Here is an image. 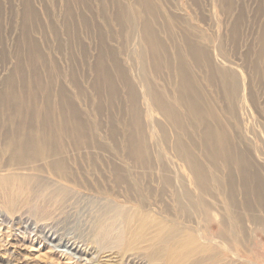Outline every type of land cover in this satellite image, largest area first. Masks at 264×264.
<instances>
[{
	"label": "rangeland",
	"instance_id": "obj_1",
	"mask_svg": "<svg viewBox=\"0 0 264 264\" xmlns=\"http://www.w3.org/2000/svg\"><path fill=\"white\" fill-rule=\"evenodd\" d=\"M151 1L149 13L138 6V0H0V151L4 135L13 128L11 119L15 128L25 127L30 133L50 126L53 121L47 113L50 111L56 118L62 110V98L69 130L71 121L77 118L86 130V139L79 144L85 145L81 150L71 146L72 140H63L69 148L67 177L54 175L43 160L8 172L4 168L8 166L4 163L9 161L8 156L7 161L0 159V178L21 174L47 183L52 189L69 191L65 197L44 196L42 204L33 198L25 204L27 197L23 196L11 211L4 206L6 198L0 195V264H163L149 259V250L144 246L125 253L119 245L103 242L101 232L105 236L111 232L119 235L124 230V217L119 214L117 219L114 216L102 224L101 211L107 205L150 210L161 222L197 232L218 247L214 253L202 255L217 258V264H264V203L249 196H264V0ZM29 7L36 15L34 21L26 18ZM123 14L134 15L135 22L121 20ZM145 24L152 32L160 61L146 48L148 39L138 34ZM141 45L147 53L148 86L174 108H184L177 99L176 71H181L195 87L193 99L217 117V124L211 118L206 124L223 129L225 156L242 159L244 176L235 166L208 160L203 129L193 125L187 115L183 131L166 121L149 99L146 102L141 92L142 65L137 59ZM190 48L206 51L207 60L199 62ZM107 56L111 58L107 60L110 69L116 64L126 79L135 80L141 107L137 122L124 81L115 80L118 98L114 103L107 92L101 94L96 89L99 68ZM33 70L43 82L36 85L39 93L31 103L11 102L7 92L17 90L22 83L31 88ZM237 75L242 80L240 97L233 96L231 90V81ZM241 99L246 104L245 113L235 105ZM229 101L236 107L234 112L229 110ZM243 114L248 117L242 124ZM138 126L144 127L153 150L149 155L151 169L136 167L130 157L129 135ZM164 138L171 142L166 144ZM177 142L217 183L205 199L215 208L220 221L205 223L197 217L190 221L176 210L175 186L172 189L161 182L167 170L174 179L184 177L188 190L196 189L190 183L185 163L175 154L173 143ZM115 167L122 168V175L138 185L116 183ZM34 168L43 170L36 172ZM139 180L145 181L143 188ZM226 194L236 197L233 205ZM227 209L236 210L246 219L242 228L231 227Z\"/></svg>",
	"mask_w": 264,
	"mask_h": 264
},
{
	"label": "bare ground",
	"instance_id": "obj_2",
	"mask_svg": "<svg viewBox=\"0 0 264 264\" xmlns=\"http://www.w3.org/2000/svg\"><path fill=\"white\" fill-rule=\"evenodd\" d=\"M151 2L153 1L138 0V6L144 9L145 12L151 13L152 12V6L150 4ZM225 2L232 3V0H225ZM25 14L28 21H34L36 19V15L31 7L28 8ZM132 17H134V15L123 14V16L120 19L127 20L130 22H135V19ZM138 34H140L139 36L148 39L149 46L146 48L150 49V51L155 53L158 57V60L160 61L161 58L159 56V52L154 46L155 41L152 36V32L149 29V26H147L146 24L143 25V27H141V29L138 31ZM141 46H142L141 51L139 50L140 52L139 53L136 52V53H138L139 58L137 59L138 60L140 59L142 65L140 81L143 84L144 89L141 92L146 102L148 103L149 101V103L152 104L155 109H157L162 113L166 121L170 122L173 126L179 127L183 131L186 129V124L184 123L183 120L185 118V115H187L190 118L193 125L203 129L204 149H206L208 160H210V162L214 164L221 163L226 167L235 166L237 172L241 173L244 176L246 172H244V165L242 159L240 157H238L237 160L230 159L225 156L226 144L224 143L223 140V129L221 127L213 129L210 126L208 127V125L206 124L208 118H211V120H213V122L217 124L218 123L217 117L213 115L212 111L204 109L199 101L193 99L192 96H193V92L195 91V87L190 81H188L185 78V75L181 71L179 70L176 71L177 79L179 80V88H178L179 94L177 96L178 97L177 99H178V103L182 104L184 108L180 107L179 110L178 108H174L172 104L169 103V100H167V98L156 93L152 88L148 86V82H147L148 67H146L145 65V59L147 53L145 50H143L144 46L143 45ZM191 54L196 55L198 57L199 62H205L207 60L206 51H199L198 49H192ZM110 59H111L110 56L105 57L104 61L100 65L99 85L96 89L101 94L103 92H107L109 94V99H111L112 103H114L115 99L118 98V89L115 80L119 79L120 82L124 81L123 85L127 90V95L131 98V100L134 103V117L137 122L141 118L140 117L141 107L139 106L137 100L140 93L138 92L137 89H135L136 87L133 84L135 80L126 79V75L119 70L116 64H113V67L110 69L109 64L107 62V60ZM32 73L35 75V77L30 82L32 84L31 88L28 89L27 84L22 83L17 90L15 88H11L7 92V97L11 102L13 103L17 102L18 104L31 103L34 97L39 93L40 88L36 85L38 84L40 85L43 82L38 76L36 70H33ZM222 77L225 78V75H222ZM136 78L138 79L139 75ZM41 90H46V88L42 87ZM231 90L233 91L232 92L233 96L240 97L242 95V80L238 75L234 76V78L231 81ZM229 103H231L229 105L230 112H234L236 110L235 105L240 106V109L243 110V113L247 111L246 104L242 99L240 100V102H235V105L230 101ZM59 107L63 111H65L66 107L63 102V98ZM182 109H184L185 111L184 114L181 111ZM62 110L58 111L59 113L56 118L55 116L53 117L52 113L49 111L47 113V117L52 118L53 124L50 126L42 127L38 130H34V132L32 133L28 132L27 130L28 128L25 127L15 128L13 126L14 119L10 120V123L13 128H11L10 131H7L6 135H4L5 136L3 140L4 142L1 143L2 151H0V159H3L7 156L9 158V161H7L8 160L7 158H5L8 163L4 161V163L8 165L7 167L6 166L4 167L5 169L8 170V172L13 170H18L19 168L22 169L24 167L23 165L27 163H33L36 161L43 160V162H46V167L53 169L51 170V172L53 171L54 175L61 176L63 178L67 177L68 164H69V160L67 159V153H69L68 152L69 148L68 146H66L63 140L66 138L72 140L71 146H73L76 149L79 148V150H81L85 148V145H79V144L82 141H84V139H86L85 138L86 130L83 128V124L81 123L79 118H77L75 121H71L72 129L69 130L70 127L68 126L69 123L68 119L66 117V114ZM244 117H246L245 114H243L240 119L242 124L243 121L244 122L246 121ZM144 131H145L144 127L138 126L136 130L130 133L129 138L132 143V148L130 150V157L132 156L131 158H133L132 160L134 161L133 164L136 167L138 168L140 167L142 169L143 167L145 168L147 167L146 168L147 170L148 168L149 169L153 168V165L150 164L151 162L149 163V155L153 150L152 151L150 150L149 144L147 142L148 139L145 136ZM163 142H166L167 144L168 142L171 141L169 139L164 138ZM183 147L184 146L181 143L178 142L173 143V149L175 151V154L179 160L185 163L187 168V174L191 178L190 183L192 184L193 188L196 189H193L192 191L188 190L187 187L185 186L188 183V181L186 180L187 183L185 184L186 181L184 180V177L182 179L180 178L174 179L167 174L168 170L166 172L165 169L163 173L166 172L167 175L164 174V178L161 179V182L164 186L172 187V189L175 186L176 190L175 189L173 190V198L177 206L176 210L178 211L179 214L182 215V217L186 216L187 218L190 219V221L191 220L194 221V219L197 217V219H201L205 223L216 220L220 221L221 218H219V216L217 215V211L215 210V208L212 205H210L208 201H206L205 199L211 193L212 190L211 186L217 187L218 185L215 181H213L214 178L206 173L204 166L201 165L199 162L191 159V157L186 153L185 148ZM161 160L163 161V159ZM42 166L45 167V164ZM121 169L119 167L118 168L115 167L113 169L116 183H124V184L129 183L128 185L132 184L133 182H131V180L127 176H123L124 172ZM42 170H43L42 168L35 169L36 172H40ZM143 177H141V180ZM145 177H147L148 179L147 181L149 182L150 177H148V175ZM158 180L160 181V178ZM39 182H40L39 180H32L30 176H25L21 174H9L7 176L4 175V177H1L0 195L6 198L4 206L11 211L12 208L17 206L16 205L17 202L23 196L27 197L26 201H24L25 204H29L28 201H30L31 198L38 200L42 204L45 202V201H41V198L43 200L44 196L52 195L53 196L52 198H54L55 196L62 194V196L65 197L66 194L69 192L65 190V188L60 187V188L52 189V187L49 184L47 183L42 184ZM140 182L142 183L140 184L141 186L145 184V181L143 182L140 181ZM134 183L138 185L137 182L134 181ZM141 188H143V186ZM251 195L252 196L254 195L256 197L255 198L253 196L254 197L252 198L253 201L256 200L257 203H261V202L264 203V196L259 195L257 193H249L250 197H252ZM225 197H229V202L231 205H233V203L236 201L235 200L236 197L233 194H226ZM248 211H250V209L247 210V212ZM226 212L228 213L229 218H231L232 221L231 227H241V228L243 227V223H244L243 221L246 219L243 220L239 212L233 209H227ZM101 213L103 214V216L101 217L102 219L101 222L104 225L106 224V221L115 219L114 216H116L117 219V214H119L120 216L122 215L121 217H124L122 220L124 230L121 234L118 235L115 234L116 232H111L107 234V236H105L103 232H101L99 236H101L104 239L103 242H112L117 246L119 245L118 247L121 249V251L125 253H134L135 251H137V248L144 246L146 250H149V254H148L149 259L160 260L163 262V264H217L219 262L218 260H216L217 258L215 257H207V258L202 257V255L208 256L209 252L214 253L218 248L216 245L214 244L212 245L208 243L206 239L200 238L199 234H197V232L195 233V231L193 230H186L183 228H179L176 225H172V226L169 225L171 223L166 224L167 222L164 223L159 221L158 219H156V217H153L151 215L150 210L144 211V209L142 208L125 209L117 206L111 207L107 205L101 211ZM253 217L254 216H251V218ZM197 222L195 221L196 224ZM112 226L113 224L110 225L109 227ZM225 228L228 229V226H225ZM219 238L222 239L223 235L222 234L219 235ZM201 239L205 240V242L200 243Z\"/></svg>",
	"mask_w": 264,
	"mask_h": 264
}]
</instances>
